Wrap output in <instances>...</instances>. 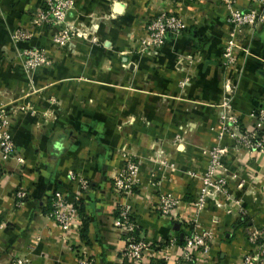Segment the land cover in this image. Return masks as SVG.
Masks as SVG:
<instances>
[{"label":"crops","instance_id":"1","mask_svg":"<svg viewBox=\"0 0 264 264\" xmlns=\"http://www.w3.org/2000/svg\"><path fill=\"white\" fill-rule=\"evenodd\" d=\"M234 1L240 11L258 9L255 0ZM40 4L0 0V104L12 108L7 130L14 144L10 158L0 153V264L17 257L28 264H78L85 257L92 264H236L251 249L245 229L264 232V153L220 135L216 105L228 85L242 130L264 133L254 115L264 108V24L243 30L236 62L224 69L221 0H75L67 21L86 26L98 19L97 42H77L71 56L52 50L51 28L35 29L27 41L11 39L12 31L29 28ZM160 12L182 16L186 28L156 57L141 52L140 40ZM34 46L54 61L29 76L19 54ZM217 148L224 153L216 174L231 197L210 196L198 207ZM127 158L139 165L127 203L151 248L140 263L123 256L125 237L114 224L126 200L114 193L113 177ZM69 171L89 186L79 223L64 232L49 218L50 199L72 190ZM18 190L26 193L21 204ZM162 194L178 200L170 217L156 211ZM241 217L247 227L237 224ZM189 229L211 235L208 252L191 262L181 256Z\"/></svg>","mask_w":264,"mask_h":264},{"label":"built area","instance_id":"2","mask_svg":"<svg viewBox=\"0 0 264 264\" xmlns=\"http://www.w3.org/2000/svg\"><path fill=\"white\" fill-rule=\"evenodd\" d=\"M170 2H187L193 0H167ZM40 7L33 13L27 30L16 29L11 32L14 41H27L32 39L34 30L37 28H51L49 44L57 53L68 52L75 56V44L77 42H89L95 44L97 38L94 30L97 28L98 19L94 18L89 24L71 25L67 21L68 13L73 9L75 0H40ZM258 9L240 11L234 7V0H221L227 12L226 32L223 37L221 56L225 59L227 67L235 64V51L239 45V39L245 28L252 30L256 25L264 24V0H255ZM186 25L182 16L160 12L145 25V34L140 40L141 52L153 56H159L160 50L166 44L169 37L180 36ZM21 68L26 75H32L35 70L53 63L47 55V50L41 46L26 48L19 54ZM190 62V61H189ZM231 88L227 85L223 90L219 104L224 111L218 116V132L220 135H229L234 143L248 151L264 153V133L246 132L242 130L238 118L233 112L231 105ZM22 109V108H20ZM260 123H264V108L254 113ZM11 117L10 108L0 104V153L3 158H10L14 153V144L7 130ZM224 123V125H222ZM223 149L217 148L210 153V161L206 173L202 177L201 188L196 199V205L200 207L207 197H226L230 199L224 178L216 174L220 164ZM22 162V160H19ZM139 165L136 161L127 158L123 167L113 177V191L125 204L119 207V215L114 219V224L123 232L125 248L123 256L135 263H140L145 258V253L150 251V243L144 239L136 240L130 234L136 227V222L131 213L130 199L137 185ZM68 179L72 183L70 192L55 191L50 199L49 218L64 232L70 231L79 223L81 215L79 211L82 193L89 186L86 179L69 171ZM26 197L22 190L16 192L17 204H21ZM233 202L236 204V200ZM178 200L170 195L162 194L157 198L156 211L163 217L174 214ZM75 225V226H74ZM211 235L207 230L193 231L183 236L181 256L185 261L191 262L196 256L208 252V240ZM245 237L251 246L249 252L244 254L236 264H264V232L258 228L247 227ZM28 259L17 257L8 264H28ZM78 264H92L90 258H79Z\"/></svg>","mask_w":264,"mask_h":264},{"label":"trees","instance_id":"3","mask_svg":"<svg viewBox=\"0 0 264 264\" xmlns=\"http://www.w3.org/2000/svg\"><path fill=\"white\" fill-rule=\"evenodd\" d=\"M194 38L196 39L197 36L195 35ZM200 45H201V44H200ZM133 191L135 192V189H134ZM80 205H81V204H80ZM50 209H51V208H50ZM79 211L81 212V206L79 207ZM117 211H118V212H116V214L114 215L116 218H117L118 215H119V208H118ZM237 224H238V225L240 224V225L246 226V224H247V220H246L245 218L241 217L240 219H238V223H237ZM246 227H247V226H246ZM190 232H191V230L189 229V230L184 234V236H185L186 234H189ZM130 235L133 236L136 240L142 239V238L139 237V233H138V228H137V226L135 227V229L133 230V232H132Z\"/></svg>","mask_w":264,"mask_h":264},{"label":"rangeland","instance_id":"4","mask_svg":"<svg viewBox=\"0 0 264 264\" xmlns=\"http://www.w3.org/2000/svg\"><path fill=\"white\" fill-rule=\"evenodd\" d=\"M158 14V13H157ZM191 61V60H190ZM222 67L224 68V69H226V68H228L227 66H228V63H226L225 64V59H223L222 58ZM235 62H236V59H235ZM225 80H224V75L222 76V85L224 86V84L226 83V82H224ZM219 104V102L217 103V105H216V111H217V115L219 116V114L220 113H222L223 111H224V109L220 106V105H218ZM13 108L16 110V109H20L21 107L19 106V108H17V106H13ZM10 109H12V108H10ZM218 125V124H217ZM222 125H224V123H222ZM219 127V126H218Z\"/></svg>","mask_w":264,"mask_h":264},{"label":"water","instance_id":"5","mask_svg":"<svg viewBox=\"0 0 264 264\" xmlns=\"http://www.w3.org/2000/svg\"><path fill=\"white\" fill-rule=\"evenodd\" d=\"M120 11H121V5L118 4V3H116V4L114 5V12H116V13H120Z\"/></svg>","mask_w":264,"mask_h":264}]
</instances>
